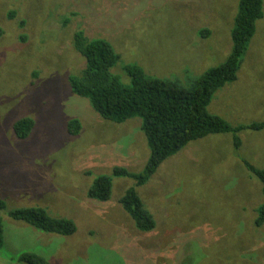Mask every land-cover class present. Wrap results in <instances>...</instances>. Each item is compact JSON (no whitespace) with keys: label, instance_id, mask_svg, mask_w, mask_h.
Returning <instances> with one entry per match:
<instances>
[{"label":"rangeland","instance_id":"1","mask_svg":"<svg viewBox=\"0 0 264 264\" xmlns=\"http://www.w3.org/2000/svg\"><path fill=\"white\" fill-rule=\"evenodd\" d=\"M238 2L0 0V264H20L14 257L30 251L49 264H264V223H254L262 184L241 162L264 168V127L241 131L239 148L223 133L168 157L136 187L156 223L140 232L119 203L134 179L113 174L139 173L147 161L140 120L103 118L68 80L84 67L73 46L82 29L120 55L111 70L122 84L131 82L123 66L136 64L187 86L229 55ZM208 111L231 125L264 122V0L235 80L214 92ZM25 118L33 125L19 138L14 124ZM99 175L112 178L107 201L87 196ZM29 207L72 220L75 232H43L8 215Z\"/></svg>","mask_w":264,"mask_h":264},{"label":"trees","instance_id":"2","mask_svg":"<svg viewBox=\"0 0 264 264\" xmlns=\"http://www.w3.org/2000/svg\"><path fill=\"white\" fill-rule=\"evenodd\" d=\"M262 15L263 0H239L230 32L232 45L229 55L219 65L191 78L187 86L178 79L148 76L136 64L123 66L131 82L129 85L122 84L111 70L120 60V55L111 43L99 37L90 38L82 29L74 32L73 46L85 63L79 74L69 76L71 91L88 99L92 109L105 119L123 122L136 117L140 120V129L150 152L147 161L139 173L120 167L113 170L114 175L134 179V186L126 190L119 203L138 231H150L156 223L144 207L136 187L144 185L168 157L196 139L210 134L231 133L234 147L239 148L241 131L263 129L264 122L231 125L223 117L208 111L214 92L235 80L240 61L254 34L255 22ZM32 125L33 121L28 118L17 121L14 124L15 134L19 138L26 137ZM80 129L78 120L70 121L69 133L77 134ZM241 162L260 181L264 194V168L254 167L246 160ZM111 187L112 178L99 175L88 187L87 196L107 201ZM4 207L0 199V209ZM256 212L254 223L259 226L264 223V202L257 206ZM8 215L43 232L60 235L75 232L72 220L49 216L41 207L17 208L8 211ZM4 247L3 220L0 217L1 253ZM14 258L20 264H49L46 257L33 251L20 253Z\"/></svg>","mask_w":264,"mask_h":264},{"label":"crops","instance_id":"3","mask_svg":"<svg viewBox=\"0 0 264 264\" xmlns=\"http://www.w3.org/2000/svg\"><path fill=\"white\" fill-rule=\"evenodd\" d=\"M219 135H221V134H218V135L210 134V135H208V136H205L204 138L221 137V136H219ZM195 141H196V140H195ZM195 141H194V142H195ZM230 141H232L231 138H230ZM4 241H5V239H4ZM44 257H45V256H44Z\"/></svg>","mask_w":264,"mask_h":264}]
</instances>
